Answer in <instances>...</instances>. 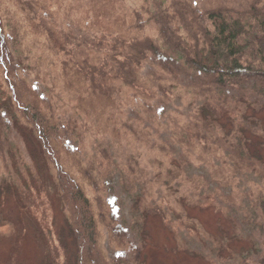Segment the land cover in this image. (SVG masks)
Listing matches in <instances>:
<instances>
[{
  "label": "trees",
  "instance_id": "1",
  "mask_svg": "<svg viewBox=\"0 0 264 264\" xmlns=\"http://www.w3.org/2000/svg\"><path fill=\"white\" fill-rule=\"evenodd\" d=\"M12 3L59 57L64 87L84 92L80 104L89 102L95 118L107 122L105 133L156 147L163 155L158 182L165 188L183 182L187 161L199 152L197 160L212 172L210 179L198 181L215 187L212 196L226 217L238 229L243 224L259 233L264 248V0H223L202 7L192 0H142L138 8L126 0ZM15 57L0 14V160L6 168L21 136L32 138L65 213L67 242L43 221L45 209L36 204L30 181L19 189L18 207L42 213L39 225L47 248L42 263L142 264V247L132 248L128 258L111 259L104 246L106 241L120 252L132 246L127 226L106 202L115 181L129 196L137 225L147 215L157 216L177 238L169 209L132 192L144 184L135 177L138 163L130 157L119 163L102 143L84 160L78 146L88 129L79 120L85 109L71 115L59 110L52 90L40 95L19 72ZM121 101L131 113L123 114L124 120L118 119ZM177 101L196 105L193 114L186 117L183 108L167 111ZM154 134L158 143L151 139ZM160 134H166L162 141ZM165 173L168 180L162 182ZM34 177L42 195L43 184ZM248 184L253 187L247 189ZM12 227L0 211V236ZM249 256H242L241 264H249ZM256 264H264V253Z\"/></svg>",
  "mask_w": 264,
  "mask_h": 264
},
{
  "label": "rangeland",
  "instance_id": "2",
  "mask_svg": "<svg viewBox=\"0 0 264 264\" xmlns=\"http://www.w3.org/2000/svg\"><path fill=\"white\" fill-rule=\"evenodd\" d=\"M3 1L0 0V14L16 56L19 72L40 95H45L46 91L51 89L52 98L59 110L71 115L81 110V107L85 109L84 114H80L79 120L80 124L86 123L88 129L86 128L83 141L78 146L84 160L95 155L94 148L98 143L108 145L119 163H123L127 157L133 158L139 166V172L135 177H142L144 184L141 187V183L138 184L132 192L135 190L137 194H146L152 206L162 204L172 215H169V218L174 232L178 234L177 238L169 232L157 216L147 215L143 225L139 223L137 225L134 217L132 218L129 213L131 205L129 196L117 181L113 182L112 191H106V193L109 192L106 202L127 226L125 229L128 230L132 246L120 252L116 251V247L108 246L105 241L104 246L109 257L113 259L119 255V257L128 258L132 248L142 247V264H241L242 256H247L249 253V264H256V259L264 253V248L259 245L263 237L252 231L249 226L241 224V219H237L241 226L239 229L236 228L231 219H228L220 209L218 198L214 199L212 196L215 187L206 188L198 181L201 177L210 179L208 176L212 172L209 164L197 160L199 152H192L193 158L187 161L188 166L185 168L183 182L176 181L173 187L165 188L163 183L158 182L163 169L159 167L158 161L163 159V155L158 153L157 148L135 142L124 134L113 137L111 132L105 133L108 130L107 122L95 118L97 115L89 102L80 104V97L84 95V92L64 87L60 59L55 53L47 50L46 39L37 35L33 28L28 26L12 0ZM192 1L202 7L209 3H220L223 0ZM126 2L129 6L138 8L142 0H126ZM1 85L0 79V87ZM195 106H186L184 103L181 106L177 101L174 105L167 107V111L183 108L181 111L188 117L193 114ZM127 107L128 105L123 106L121 101L118 119L124 120L123 114L131 116ZM185 120L189 121L187 118ZM116 127L120 128L119 125ZM111 128L116 130L114 123ZM164 135L166 134H160L161 141ZM151 139L158 143L155 134ZM34 142L26 134L21 136L17 144L19 148H16L14 155L10 157L12 160L6 159L8 164L6 168L0 160V211L13 226L10 232L0 236V264H43L46 256L43 226L39 225L41 210L35 213L34 210L27 211L18 207L19 189L25 185L28 186L29 181L37 196L36 204H39L43 211L45 209L43 221L47 220V225L53 226L55 234L65 241L68 240L65 213L57 199L55 179L37 152ZM261 154L264 158V147ZM165 166L170 168L167 164ZM34 176L38 177L43 184L42 195L39 194ZM164 180H168L166 173L163 175L162 182ZM253 182H259V179L253 177ZM246 187L250 189L253 185L248 184ZM87 193L90 200L95 202L94 191L88 188ZM35 195H31V198H35ZM96 206L98 210L99 207ZM252 244L255 249L252 248Z\"/></svg>",
  "mask_w": 264,
  "mask_h": 264
}]
</instances>
